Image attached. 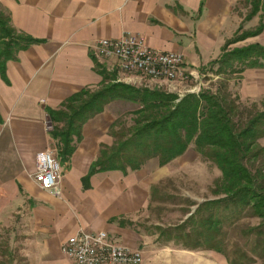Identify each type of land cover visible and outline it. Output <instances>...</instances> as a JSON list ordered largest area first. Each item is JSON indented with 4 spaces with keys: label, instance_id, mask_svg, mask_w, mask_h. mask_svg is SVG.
<instances>
[{
    "label": "crops",
    "instance_id": "crops-1",
    "mask_svg": "<svg viewBox=\"0 0 264 264\" xmlns=\"http://www.w3.org/2000/svg\"><path fill=\"white\" fill-rule=\"evenodd\" d=\"M243 1L247 10L237 6ZM249 4V0H0L10 25L37 40L6 60L0 75V234L11 233L9 242L24 264H69L60 243L78 229L103 230L113 241L139 249V264H152L145 250L150 240L135 221L149 204L150 186L159 179L156 160L148 159L125 173L93 172L87 188L81 189V178L98 148L112 141L108 129L120 113L119 102L128 101L110 100L82 123L79 140L66 159L68 168L59 165L57 192L40 188L31 177L36 152L53 149L58 162L60 158L59 143L49 134L47 111L59 109L80 89L96 91L113 77L134 86L142 79L152 82L120 71L112 57L96 56L91 51L95 39L131 32L142 36L150 48L181 53L184 66L201 67L218 56L235 32L255 26L246 27L257 14L243 19ZM257 35L264 40L260 37L264 27ZM241 72L240 97L264 94V65ZM162 81L170 82H154Z\"/></svg>",
    "mask_w": 264,
    "mask_h": 264
},
{
    "label": "trees",
    "instance_id": "trees-1",
    "mask_svg": "<svg viewBox=\"0 0 264 264\" xmlns=\"http://www.w3.org/2000/svg\"><path fill=\"white\" fill-rule=\"evenodd\" d=\"M249 3L243 19L257 14V24L224 41L218 56L207 63L215 65L216 72H241L245 67L264 65V44L254 41L228 47L262 30L264 0ZM35 41L17 32L0 7V75L6 60ZM113 79L96 91L80 89L63 101L59 109L47 111L51 122L49 134L59 143V157L68 158L79 140L82 123L100 112L105 103L115 99L134 103L131 124L115 130L117 120L111 122L112 141L100 145L86 174L105 170L125 173L138 169L150 158L161 166L192 144L195 152L218 168L220 180L214 193L220 195L199 202L187 217L172 226H154L155 239L188 250L213 251L226 264H251L264 259V142L258 143L264 138V108L239 125L238 96L228 91L217 95L201 89L177 98L160 88ZM256 159H260L258 166H251L249 163ZM244 217L259 220L243 225L239 220Z\"/></svg>",
    "mask_w": 264,
    "mask_h": 264
},
{
    "label": "rangeland",
    "instance_id": "rangeland-1",
    "mask_svg": "<svg viewBox=\"0 0 264 264\" xmlns=\"http://www.w3.org/2000/svg\"><path fill=\"white\" fill-rule=\"evenodd\" d=\"M244 3L243 1L237 6L247 10ZM257 16L248 20L246 27L256 25ZM262 22L264 27V20H262ZM258 36L259 35L246 39L244 38V40L242 39L234 44H229L228 47L230 48L233 45L241 46L253 41L263 42L264 40L260 39ZM260 37L264 39L263 36ZM184 67L188 73V76L184 80H175L166 83H164V81L151 83L146 79H142L140 82L141 84L137 86L160 88L166 92L174 93L177 98H180L186 93H196L201 89H207L213 93H218L217 95H222V93L228 91L231 95L238 96V103L241 109L237 118L239 125L241 123L244 124L246 119L252 114L264 108V94L255 97H240L241 100H239L240 95L237 93V90L239 88V83H241L243 72H228V69L216 72L215 65L209 66L208 64L201 67L192 65H186ZM247 74L246 71L244 77L247 78ZM242 83H244V81H242ZM244 89L247 90L246 87H244ZM176 100L177 99L174 101ZM119 104H121L119 109L120 113L115 117L117 123L113 127L115 130H119L123 125L131 124L130 118L132 114L130 111L136 108V104L131 102H119ZM116 106L117 105H113L112 107L115 109ZM263 142L264 138L258 140L260 145H262ZM152 160H155V158H152ZM259 160L260 159H256L253 164H249L251 166H258ZM62 163L65 164L64 167L67 169L68 165L66 159L59 158V165ZM157 169L160 171V176L159 179L150 186L149 204L144 210V213L135 221L138 230L147 235L150 240V243L147 244L145 248L146 252H148L147 260L152 262V264H226L224 258L213 251L188 250L174 245L170 241L162 242L155 239L157 236V229L154 226H172L187 217L199 202L216 198L220 195L214 193V189L220 180V172L216 165L211 160L201 157L193 150L192 144H189L182 154L171 159L164 165L157 167ZM82 177L81 189H86L88 186L89 174L83 175ZM258 220L257 218L244 217L241 218L239 222L243 225H253L258 222ZM83 230L88 231L89 229ZM10 235L11 233H8V230H3L0 234V264H24V260L18 255L15 245L9 242ZM157 248H159L158 251ZM65 257L69 264H73L72 258L66 255ZM251 264H264V259H256Z\"/></svg>",
    "mask_w": 264,
    "mask_h": 264
},
{
    "label": "built area",
    "instance_id": "built-area-1",
    "mask_svg": "<svg viewBox=\"0 0 264 264\" xmlns=\"http://www.w3.org/2000/svg\"><path fill=\"white\" fill-rule=\"evenodd\" d=\"M91 51L98 57H112L120 71L170 78V81L184 80L188 75L182 55L176 51H163L148 47L142 36L122 32L116 38H97ZM151 82V83H152ZM34 182L42 189L57 192L59 162L53 149H43L34 155ZM60 251L72 258L73 264H139V249H129L113 241L103 230L84 231L78 229L60 243Z\"/></svg>",
    "mask_w": 264,
    "mask_h": 264
},
{
    "label": "bare ground",
    "instance_id": "bare-ground-1",
    "mask_svg": "<svg viewBox=\"0 0 264 264\" xmlns=\"http://www.w3.org/2000/svg\"><path fill=\"white\" fill-rule=\"evenodd\" d=\"M144 77L152 80V75L150 74H143ZM154 80L157 81V80H165V81H170V78H161V76H154Z\"/></svg>",
    "mask_w": 264,
    "mask_h": 264
}]
</instances>
